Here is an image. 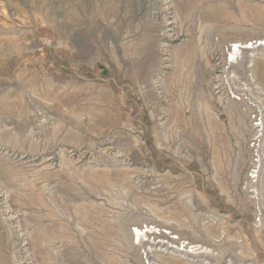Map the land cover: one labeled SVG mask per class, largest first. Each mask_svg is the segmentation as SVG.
Instances as JSON below:
<instances>
[{
  "label": "rangeland",
  "instance_id": "rangeland-1",
  "mask_svg": "<svg viewBox=\"0 0 264 264\" xmlns=\"http://www.w3.org/2000/svg\"><path fill=\"white\" fill-rule=\"evenodd\" d=\"M259 39L264 0H0V264H148L153 224L264 264V163L252 200L249 116L216 90Z\"/></svg>",
  "mask_w": 264,
  "mask_h": 264
},
{
  "label": "built area",
  "instance_id": "built-area-1",
  "mask_svg": "<svg viewBox=\"0 0 264 264\" xmlns=\"http://www.w3.org/2000/svg\"><path fill=\"white\" fill-rule=\"evenodd\" d=\"M264 46V39H259L256 41H252L249 43L243 44L242 42H236L232 45H230V48L228 49L226 62H227V69L225 71H231L232 65H238V63L247 64L246 57L252 53V48L255 47H261ZM235 52V53H234ZM249 63V62H248ZM252 64H249L250 67ZM246 66V67H248ZM223 71V72H225ZM223 72H219V81L217 82L216 90L217 94H221L220 98L222 97V100L227 99L231 100V102H235L239 104L242 111L246 112V115L249 116V133H253L251 135V139L249 138L247 140V148L249 152L251 153L250 156L252 157L251 160L253 162L251 163V166L247 170L244 184L246 188H249V194L250 198L253 200L256 199V172L257 168L260 165V161L258 160V156L256 154V147L259 140V136L262 132H264L260 127V119L258 116V111L254 110V105L250 101H241V94H233V87L229 86V81H224L223 79ZM236 73L238 78L241 80L243 77H245L244 80V90L250 89L251 87L257 86L256 80H254L253 75H247V70L239 71V72H233ZM255 83V84H254ZM246 84V85H245ZM248 85V87H247ZM228 87V88H226ZM243 91V93H246ZM259 91V90H258ZM249 93H252V91H249ZM261 93V90L259 91V95ZM264 94V93H261ZM253 113V116L251 117L250 121V115ZM258 212V219L256 221L259 225L264 220V211H261L257 208ZM155 231H157V239H167V240H173L175 244H177V247H184V249H188L189 251H203L201 249V245H194L189 240H182L180 236L173 235V231L165 230V229H157L154 228ZM141 230V229H139ZM158 236H161L158 238ZM139 245L141 244L139 239L137 241ZM136 243V244H137ZM149 264V263H148Z\"/></svg>",
  "mask_w": 264,
  "mask_h": 264
},
{
  "label": "bare ground",
  "instance_id": "bare-ground-1",
  "mask_svg": "<svg viewBox=\"0 0 264 264\" xmlns=\"http://www.w3.org/2000/svg\"><path fill=\"white\" fill-rule=\"evenodd\" d=\"M261 47L264 48V46H261ZM255 48H257V47H255ZM255 48H253V50ZM252 57H253L252 53L248 56V58L246 57V61H247L246 63H248L249 61L251 62V58ZM253 66H254V64L251 65L250 67H253ZM244 70H247L246 64H244V62L243 63L242 62L238 63V65H236V66L232 65L231 66V71L223 72V79H224V81H229V86H231V87L234 86L233 94H241V101H250L254 105V110H256V111H257V107L258 108H262V110H264L263 103L258 101L255 97L252 96L254 94H258L260 90H261V93H264V89L258 84L257 86L251 87L250 89H247L245 91L244 90L245 77H243L240 80L238 78L237 74L233 73V72H239V71H244ZM247 75H253V74H251V72H247ZM247 87H248V85H247ZM226 88H228V87H226ZM243 91H245L246 93H243ZM249 91H252V93H254V94L249 93ZM221 100H222V97H221ZM231 104L236 105L237 108L240 109L239 104H237L235 102H231ZM240 113L246 116V112L245 111L241 110ZM260 127L264 131V121L262 119L260 121ZM263 137H264V132H262L260 134L259 140H258V143H257V147H256V154L258 156V160L259 161L261 160V157L264 154V150H263V147H264L263 140L264 139H263ZM263 163H264L263 160L260 161V165L257 168L256 183L258 182V180L260 178V175L262 173ZM187 198H189V197H187ZM189 203H187V206L193 205V202L191 203L189 201ZM163 227H165V226L159 225V224H153V225H148L147 228H146V226H144L140 231H137L138 232V237L141 238L140 247H141L142 250H145L146 255H147L146 259L149 261L148 262L149 264H171L168 261H166V259L164 260V258L166 256L177 257V258H173V259L179 260V262H180V260L186 259V260H188V264H189V262H190V264L191 263L192 264H197V263L211 264V262H213V261H209V260H212L213 257H211V258L208 257L209 256L208 254L213 252V249H211V248L209 249L208 247H204L202 245L201 249L203 251H189L188 249H184V247H177V244H175L173 242V240L157 239V236H156L157 231H155L154 228L160 229V228H163ZM171 230L176 231V228H171ZM153 235H154V237H152ZM159 237H161V236H158V238ZM150 240H152V242H150ZM147 242H149V244H146ZM206 250L209 253H207ZM158 253H160V255H158ZM203 253H206V254H203ZM141 257H142V255H141ZM168 260H171V258L168 257ZM183 262L184 261H182V263Z\"/></svg>",
  "mask_w": 264,
  "mask_h": 264
}]
</instances>
